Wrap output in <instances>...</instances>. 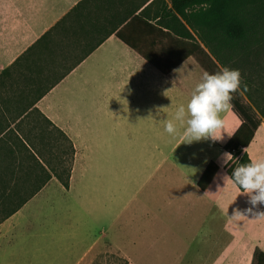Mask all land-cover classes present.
I'll return each instance as SVG.
<instances>
[{
	"label": "crops",
	"instance_id": "1",
	"mask_svg": "<svg viewBox=\"0 0 264 264\" xmlns=\"http://www.w3.org/2000/svg\"><path fill=\"white\" fill-rule=\"evenodd\" d=\"M81 1L0 0V75ZM93 6L76 16L66 52L95 48L48 92L34 98L39 79L26 68H18L27 71L21 81L0 83V264H190L196 247L223 258L227 249L264 248V218H233L250 207L249 197L223 179V147L241 119L232 108L221 113L217 141L188 143L179 121L177 133H167L164 122L195 89L187 66L205 71L187 59L164 75ZM161 6L147 12L153 25ZM144 40L146 54L158 56L155 37ZM39 65L44 72L54 66ZM44 124L75 149L68 188L39 150ZM248 149L250 159L264 158V122ZM210 162L219 170L202 191ZM35 184L43 186L31 195Z\"/></svg>",
	"mask_w": 264,
	"mask_h": 264
},
{
	"label": "trees",
	"instance_id": "2",
	"mask_svg": "<svg viewBox=\"0 0 264 264\" xmlns=\"http://www.w3.org/2000/svg\"><path fill=\"white\" fill-rule=\"evenodd\" d=\"M148 2L150 0L81 1L11 67L1 73L0 83L10 78L14 70L26 67L32 73L36 72L39 79L33 89L37 94L36 98L48 92L83 56L95 48V45L84 47L82 55L75 56L66 52V46L69 45L66 38L74 30L76 16L81 17L87 3H92L97 13H107L105 20L116 27L113 32L115 36L164 75L187 59H193L197 66L209 74L220 72L225 67L241 72V89L232 94L231 108L242 124L223 147L226 153L233 156L232 161L225 165V171L231 176L235 167L250 162L249 154L242 149L249 147L264 122V0H171L170 7L164 0H153L146 6ZM160 5V12L155 14L153 20L156 22L153 25L147 12ZM204 5L207 7H203ZM91 11L88 6V15H91ZM148 35L156 39L155 46L160 50L156 57L145 52L147 43L144 37ZM58 56L61 60L56 62ZM71 59H75V62L62 73L53 71L55 66L44 72L39 65L48 61L54 65L60 62L59 65L66 67ZM244 85H247V90H244ZM71 150V164L67 176L63 178L54 170L66 188L69 187L75 156L72 144ZM37 163L42 166L40 162ZM218 170L219 166L215 162L208 164L198 181V187L202 191L207 190ZM49 178L50 175L47 179ZM42 186L35 184L31 195ZM25 202V199L19 201L11 212L20 209ZM252 264H264V252L258 248L254 250Z\"/></svg>",
	"mask_w": 264,
	"mask_h": 264
},
{
	"label": "clouds",
	"instance_id": "3",
	"mask_svg": "<svg viewBox=\"0 0 264 264\" xmlns=\"http://www.w3.org/2000/svg\"><path fill=\"white\" fill-rule=\"evenodd\" d=\"M241 84L242 77L238 69L225 67L215 74L204 72L187 105H180L174 119L164 122L165 131L175 135L178 130L176 121H179L186 125L183 137L188 143L203 139L222 140L224 120L221 113L232 107V94L241 89ZM244 90H247V85H244ZM248 150V147L242 149L244 153H248ZM232 159V154H224L225 163ZM223 179L237 185L241 189L240 195L249 197L250 207L243 211L236 209L233 218L249 215L264 218V211L258 209L259 205H264V159H250V162L235 167L230 177L225 175Z\"/></svg>",
	"mask_w": 264,
	"mask_h": 264
},
{
	"label": "rangeland",
	"instance_id": "4",
	"mask_svg": "<svg viewBox=\"0 0 264 264\" xmlns=\"http://www.w3.org/2000/svg\"><path fill=\"white\" fill-rule=\"evenodd\" d=\"M74 62L75 59L74 60L71 59L66 64L67 65L66 67H62V64H60L57 69L56 66L57 64L60 63L59 62L54 65L55 68L52 67L51 68L53 71L57 70L59 73H62L66 69H68L70 65H72ZM21 68H26V67H21ZM25 71H26L25 69L14 70L13 74L10 76V79H8V81L16 82L18 79H20L21 81V75H25L26 74ZM187 77L190 79V81L194 83L195 87L202 80V76L191 64L187 66ZM33 93H34V98H36L37 94L34 90ZM37 135L38 136L42 135L43 137L41 139L40 136L37 139V144L40 146L39 150L42 151L45 162L50 166L51 169H53V171L56 169L58 174H60L63 178H65L67 176V172L71 164V156H72L71 141L66 136L59 133L56 129L49 127L46 124H44L42 133L41 132L37 133ZM259 243L261 244L258 245L264 247V239L262 242L259 241ZM196 248L194 251L196 257H194V260H192V262H189L190 264H252V258L254 253L253 249H248V250L238 249L236 251H230L227 249L225 253V258H223L221 251H220V255H217L218 254L217 250L211 251V250H206V248H202V249H196ZM258 249L264 252V248H258Z\"/></svg>",
	"mask_w": 264,
	"mask_h": 264
}]
</instances>
